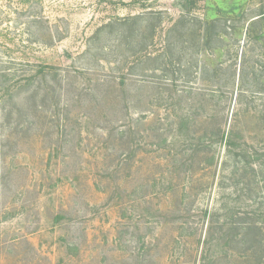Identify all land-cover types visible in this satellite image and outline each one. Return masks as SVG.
I'll return each mask as SVG.
<instances>
[{
	"label": "rangeland",
	"instance_id": "374dc122",
	"mask_svg": "<svg viewBox=\"0 0 264 264\" xmlns=\"http://www.w3.org/2000/svg\"><path fill=\"white\" fill-rule=\"evenodd\" d=\"M0 264H264V0H0Z\"/></svg>",
	"mask_w": 264,
	"mask_h": 264
},
{
	"label": "trees",
	"instance_id": "16d2710c",
	"mask_svg": "<svg viewBox=\"0 0 264 264\" xmlns=\"http://www.w3.org/2000/svg\"><path fill=\"white\" fill-rule=\"evenodd\" d=\"M49 67V66H48ZM46 68V67H45ZM41 70H43L44 71V69H42L41 68ZM6 71V70H5ZM4 75H6V74H4ZM218 140H220V142H225L226 144H228L229 146H232V144H233V141L228 137V136H225V134H221L220 135V138L218 139ZM230 150H229V152H232V149L231 148H229ZM234 151V150H233ZM235 152V151H234ZM234 152H232V154L233 155H236V156H238V157H240L241 155H243L244 157L246 156L247 157V155H245L244 153V150H240V151H236L235 153ZM238 152V153H237ZM251 156V155H250ZM259 158V157H258ZM253 162H255V160H251V159H249V160H245L244 161V164L247 166V165H250V164H252ZM262 228V227H261ZM262 230H263V228H262ZM249 232H251L252 231V229L249 227V230H248Z\"/></svg>",
	"mask_w": 264,
	"mask_h": 264
}]
</instances>
